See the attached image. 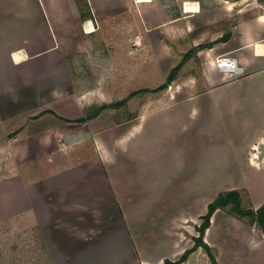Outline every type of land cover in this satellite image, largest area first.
<instances>
[{"label":"crops","instance_id":"1","mask_svg":"<svg viewBox=\"0 0 264 264\" xmlns=\"http://www.w3.org/2000/svg\"><path fill=\"white\" fill-rule=\"evenodd\" d=\"M86 2L93 18L81 14L87 11ZM205 44L211 47L186 61L172 83L185 72L197 76V69L204 88L214 93L193 95L190 103L204 102L207 113L212 110L207 124L213 121L223 131L239 128L240 120L227 122L224 111L247 116L250 110L254 120L241 125L242 131L252 129L245 148L264 152V0H0V222L30 217L33 223L24 230L33 226L34 233L27 247L43 248L51 264H163L191 248L195 233L187 246L174 239L172 255L151 259L130 233L123 214V177L109 173L104 142L97 137L101 129L96 127L110 110L120 112L123 106L92 115L95 108L126 96L88 106L91 111L85 114L64 113L59 105L73 112L84 102L76 66L112 69L123 66V55L136 60L147 53L149 66H161L167 78L184 54ZM222 54L236 57L241 73L219 71L215 60ZM145 107L128 119L166 115ZM187 115L191 127L194 111ZM79 118L87 120L74 121ZM77 147L92 154L85 158ZM253 193L257 209L264 196L256 200ZM218 211L223 210L213 218ZM242 224L249 227L243 240L245 264H264V231L256 224ZM212 225L204 237L211 248ZM233 246L241 249L240 244ZM207 259L199 247L182 264Z\"/></svg>","mask_w":264,"mask_h":264},{"label":"rangeland","instance_id":"2","mask_svg":"<svg viewBox=\"0 0 264 264\" xmlns=\"http://www.w3.org/2000/svg\"><path fill=\"white\" fill-rule=\"evenodd\" d=\"M139 57L135 60L123 55V66H112V69L109 66H76L80 91L85 90L84 102L73 112L70 105L66 104L70 108H60L59 103V110L70 115L85 114L91 111V105H100L103 100L110 102L120 94L125 97L136 89L155 88L164 83L166 72L162 67L149 66L151 60L147 53ZM196 70L197 76L185 72L166 90L135 96L120 112L110 110L109 117L96 126L101 129L97 137L104 142L109 173L123 177L125 221L134 242L144 246L151 259L172 255L176 249L174 239L187 246L192 239L191 233L198 236L197 227L202 223V216L220 192L240 190L245 208L255 206L253 190L256 200L264 196V152L247 150L245 144L253 136L252 129L241 130V125L254 120L253 113L249 109L247 116L224 111L227 122L240 119L236 122L239 128L228 126L227 131L213 125V121L207 124L212 110L207 113L204 102L197 99L191 104L189 98L214 91L204 88L201 73ZM114 78L120 80L112 85ZM243 89L247 91L248 84H244ZM172 95L178 96L176 102L168 99ZM150 96L160 98V101L147 103ZM144 106L145 109L154 106V113L166 115L157 114L149 120L148 114L145 118L128 119L137 110L141 112ZM189 110L195 114L191 127ZM205 122L207 125L202 128ZM77 148L85 158L92 154L86 147L83 150ZM222 210L214 218L212 216L214 221L211 218L210 226L214 223L210 231L212 251L221 264H245L247 261L243 257L248 252L243 240L249 227L242 223L249 226V219L238 218L228 208ZM199 215L200 221L196 225L193 222ZM29 218L24 221L23 217L15 216L0 222V264H30L29 261L51 264L47 262L43 248L27 247L29 237L34 233L33 226L31 231L24 230L33 223ZM259 236L263 237L261 232ZM235 244H240L241 249L233 246ZM195 264L211 263L207 259Z\"/></svg>","mask_w":264,"mask_h":264},{"label":"trees","instance_id":"3","mask_svg":"<svg viewBox=\"0 0 264 264\" xmlns=\"http://www.w3.org/2000/svg\"><path fill=\"white\" fill-rule=\"evenodd\" d=\"M87 6V11H82L83 18L86 19V17L93 18V14L89 8V5L85 4ZM228 38V35H225L223 37L224 40ZM205 47H211V44H205V45H199L191 50H189L186 54H184L182 60L173 67V69L168 74L166 81L162 83L161 85L157 86L156 88L150 89V88H142L139 90H135L131 92L128 96L123 98V100L111 104H103L97 108H95L92 115H97L100 111L103 109L112 107V108H119L120 106H125L128 101L135 95L148 93V92H160L163 90H166L169 85L179 76V73L185 64L186 61H188L190 58L194 57L196 55V52L200 49H203ZM87 118H79L74 121H85ZM64 121H71L70 119H64ZM229 209L231 213H234L238 218H248L249 225H257L260 229L264 231V203L257 209L252 207L245 208L243 206V200H242V193L238 189H231L227 191L220 192L215 199L208 204L207 212L202 216V223L197 227L199 234L198 236L194 237V245L191 248H187L176 260H170L166 258L163 262V264H182L185 261H187L189 255L194 252L199 247H202L204 251L208 254L211 264H219L217 261L216 256L214 255L211 246L204 240L205 233L207 228L211 224V218L215 211L218 209Z\"/></svg>","mask_w":264,"mask_h":264},{"label":"built area","instance_id":"4","mask_svg":"<svg viewBox=\"0 0 264 264\" xmlns=\"http://www.w3.org/2000/svg\"><path fill=\"white\" fill-rule=\"evenodd\" d=\"M215 63L221 72L239 74L242 71L238 59L232 55L222 54L216 58Z\"/></svg>","mask_w":264,"mask_h":264}]
</instances>
